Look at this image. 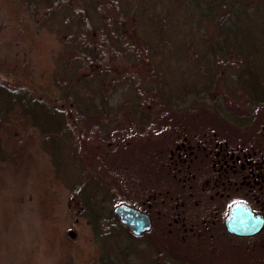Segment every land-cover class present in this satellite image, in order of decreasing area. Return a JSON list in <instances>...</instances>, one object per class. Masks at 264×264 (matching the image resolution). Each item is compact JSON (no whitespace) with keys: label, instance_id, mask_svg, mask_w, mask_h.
Here are the masks:
<instances>
[{"label":"trees","instance_id":"16d2710c","mask_svg":"<svg viewBox=\"0 0 264 264\" xmlns=\"http://www.w3.org/2000/svg\"><path fill=\"white\" fill-rule=\"evenodd\" d=\"M0 1L13 34L40 48L36 68L21 58L0 66V166L21 165L32 139L41 137L38 148L57 169L37 170L36 197L57 226L49 187L67 177L92 233L61 239L64 251L76 249L85 263L94 264L99 251L102 264L137 257L138 247L122 242L123 234L136 236L112 210L118 202L134 204L112 190L123 171L115 148L129 152L134 144L142 158L154 150L161 158L184 135L192 141L214 131L218 140L264 151V0H19L25 13L15 0ZM183 72L188 81L180 84ZM27 122L38 136L6 130ZM147 159L137 177L163 162ZM156 235L176 236L167 228ZM160 256L156 250L151 258ZM252 258L245 252L238 261L254 264Z\"/></svg>","mask_w":264,"mask_h":264},{"label":"rangeland","instance_id":"374dc122","mask_svg":"<svg viewBox=\"0 0 264 264\" xmlns=\"http://www.w3.org/2000/svg\"><path fill=\"white\" fill-rule=\"evenodd\" d=\"M15 3L21 5V11L25 13L26 9L22 6L21 2L15 0ZM11 21L8 19L5 7L0 1V66L7 67L14 60L21 58L31 61L32 68H36L35 61L37 57L34 54L40 48H28L27 44L20 40L18 33L14 35L11 30V26L13 25ZM35 25L36 23L33 25L34 29H36ZM36 33V36L45 35L43 31ZM55 40L57 39L53 37V43ZM41 49L49 50L48 48ZM27 50L31 53H28ZM187 81L188 75L186 72H183L179 83L182 84ZM118 97V95H115L114 98L116 99H112V102L116 103ZM20 121L26 120L25 118L22 120L20 117ZM206 124L209 123L206 122ZM6 130H9L11 133L13 132L14 135H17L21 139L26 136H38V128L30 123L28 124V122L21 130L14 125L6 127ZM40 142V136L36 137L35 140L32 139L28 145L26 156L22 158L21 165L12 168L11 164L5 162V165L0 166V264H93L91 262L85 263L74 248L68 247L67 249L66 247L67 251H64V244L66 243L67 245L66 241L68 239L74 240L77 237H90L92 233L91 217L83 215L78 210V200H76V197L71 196V187L66 181V176L61 178L57 174V178L59 177L56 180L57 187L53 185L49 187L51 196L48 202L54 206L53 215L57 226H51L45 218L47 216L44 209L46 206L42 199L36 197L37 189L33 180L37 174V170L56 171L57 163L53 162L51 154L46 149L38 148L41 146ZM128 146L131 147L129 152L124 150V148H115L116 150H113L122 159L121 168L123 171L120 172L118 177H115L116 182L111 180L113 181L112 184L115 182V187L112 190L117 195L121 192L126 193L134 203H130L131 205L144 206L143 201L147 198L148 193L155 186L161 188V181L156 180V182L151 184V175L155 171L154 167L153 169L151 168L154 171L149 170L150 172H148L147 176L137 177L139 175L138 171L141 170L143 164L145 165V160L149 159H147L148 155H150V158L152 155L150 152V154L147 153L142 158L143 153L140 149L135 150L134 144H129ZM160 154L163 155L162 152H159ZM98 168L97 172L99 173L97 176L103 179L102 168ZM145 171L147 173L148 170L145 169ZM96 183L100 184L99 182ZM84 189L86 187L79 191L80 195L84 194ZM107 205L111 206L112 204L109 202ZM160 221V223L154 225L155 229L150 228L142 234L135 235L131 232L136 237H129L126 234L122 235V242L129 246L136 245L138 247V251H136L137 257H134L135 254L129 255L130 263L128 264H155L156 259L154 257L151 258V255L155 252L156 247H163L169 244H160V242L164 241V238H162L164 236L159 237L156 235L161 230L163 231L164 228H168L163 220ZM61 235L67 240H62ZM221 244L222 242H217V244L209 245L207 248H195L196 245L191 244L189 254L190 256L197 257L201 264H215L216 262H211L215 259L211 258H213L214 252H216L214 248L219 247ZM167 246L172 247V244ZM232 249L235 250L234 247ZM96 255L94 264H102L101 251ZM167 256L161 254L159 257V259L162 258V264H169L173 260L176 261V259H172L175 258L174 255L168 254ZM223 262L231 263L232 261L225 259ZM241 262L235 260V264L246 263L245 261ZM252 263L264 264V255H253Z\"/></svg>","mask_w":264,"mask_h":264},{"label":"flooded vegetation","instance_id":"af4514ba","mask_svg":"<svg viewBox=\"0 0 264 264\" xmlns=\"http://www.w3.org/2000/svg\"><path fill=\"white\" fill-rule=\"evenodd\" d=\"M190 137L192 141L184 135L167 148L163 162L151 175V184L161 181V188L152 189L143 201L145 207L135 206L149 215L151 225L163 220L168 232L176 234L164 238L160 244H169L155 251L174 255L176 261L169 264H201L190 256L191 244L207 248L222 242L214 248L211 262L215 264H235L245 252L264 255V151L218 140L214 131ZM152 155L155 161L161 160L156 150ZM237 203L263 219L258 231L239 234L229 228ZM155 259V264H162V258ZM225 259L232 262L224 263Z\"/></svg>","mask_w":264,"mask_h":264},{"label":"water","instance_id":"95a60500","mask_svg":"<svg viewBox=\"0 0 264 264\" xmlns=\"http://www.w3.org/2000/svg\"><path fill=\"white\" fill-rule=\"evenodd\" d=\"M113 211L118 220L135 235L142 234L151 228L149 215L130 204L117 203L113 206ZM262 221L260 216H254L247 208L237 203L232 210L229 228L239 234H252L260 229Z\"/></svg>","mask_w":264,"mask_h":264}]
</instances>
